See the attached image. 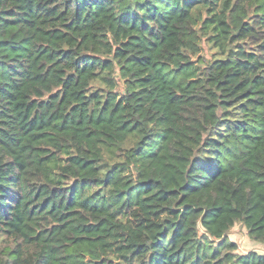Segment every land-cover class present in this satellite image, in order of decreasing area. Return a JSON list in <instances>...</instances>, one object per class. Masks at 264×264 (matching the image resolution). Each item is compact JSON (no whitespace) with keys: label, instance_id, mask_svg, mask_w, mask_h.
<instances>
[{"label":"trees","instance_id":"1","mask_svg":"<svg viewBox=\"0 0 264 264\" xmlns=\"http://www.w3.org/2000/svg\"><path fill=\"white\" fill-rule=\"evenodd\" d=\"M237 224L264 245V0H0V264H264Z\"/></svg>","mask_w":264,"mask_h":264},{"label":"rangeland","instance_id":"2","mask_svg":"<svg viewBox=\"0 0 264 264\" xmlns=\"http://www.w3.org/2000/svg\"><path fill=\"white\" fill-rule=\"evenodd\" d=\"M211 54L212 53L207 50L206 46L203 45V52L201 55L208 59ZM229 238L237 242L240 253H246L254 249L252 244L249 243L250 240L247 237L245 229L240 224L234 226L230 232ZM254 246L257 247L256 249H261V245H259V243H254Z\"/></svg>","mask_w":264,"mask_h":264},{"label":"crops","instance_id":"3","mask_svg":"<svg viewBox=\"0 0 264 264\" xmlns=\"http://www.w3.org/2000/svg\"><path fill=\"white\" fill-rule=\"evenodd\" d=\"M230 239V238H229ZM231 241H233V242H235V243H237L236 241H234V240H232V239H230ZM249 243L250 244H252V247L254 248L253 250H251V251H256L258 254H262V255H264V245H261V249H256L257 247L256 246H254V243H252L251 241H249ZM239 248V247H238ZM238 251H239V249H238Z\"/></svg>","mask_w":264,"mask_h":264}]
</instances>
